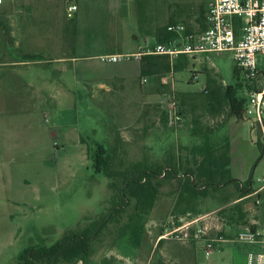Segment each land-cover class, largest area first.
<instances>
[{
  "label": "rangeland",
  "instance_id": "1",
  "mask_svg": "<svg viewBox=\"0 0 264 264\" xmlns=\"http://www.w3.org/2000/svg\"><path fill=\"white\" fill-rule=\"evenodd\" d=\"M65 1L51 0V15L33 12L27 25L18 23L13 36L5 34L11 11L0 8V60H26L7 68L33 83L21 85V79L11 76L10 89L0 88V264H18L19 254L30 246L47 248L68 231L90 225L92 233L94 220L112 207L109 178L94 172L81 136L103 144L111 154L116 149L121 168L162 165L173 157L180 174L187 166L196 167L206 152L205 139L225 138L231 177L250 180L253 188L264 184V152L253 116H232L217 126L223 118L209 116L212 97L202 92L209 81L220 88H245L241 72L234 74L231 51L179 55L175 58L185 56L181 70L147 75L146 81L136 59H101L152 43L154 29L170 17L191 29L203 27L205 14L199 12L209 0H81L72 18L65 15ZM23 2H15L18 15ZM76 38L80 44L73 48ZM10 39L17 43L12 46ZM49 48L56 55L61 51L63 60L55 66L47 62L54 54ZM222 106L220 115L225 116L228 108ZM155 190L153 203L137 205L133 197L91 236L83 261L63 257L56 264H130L150 256V264H192L178 240L161 241L151 255L154 235L164 223L192 215H206L214 226L221 215L217 205L238 194L228 184L204 198L180 197L175 180H164ZM258 192L264 199V188ZM254 197L247 199V207H254Z\"/></svg>",
  "mask_w": 264,
  "mask_h": 264
},
{
  "label": "trees",
  "instance_id": "2",
  "mask_svg": "<svg viewBox=\"0 0 264 264\" xmlns=\"http://www.w3.org/2000/svg\"><path fill=\"white\" fill-rule=\"evenodd\" d=\"M200 15H204L206 10L201 8ZM205 18V15H204ZM176 22L174 17H170L168 23ZM182 22V21H180ZM167 23V24H168ZM184 23V22H183ZM166 24V25H167ZM166 25L157 26L154 29L153 37L156 41H166L172 34L166 31ZM206 26V23L203 27ZM185 65V56L178 57L174 60L164 55H145L139 60L140 77L147 75H165L173 70H181ZM239 69L234 66V74L237 76ZM211 83V84H210ZM215 81L207 82L206 87L202 90L206 98L212 97L208 101L207 111L209 116H220L223 118L218 125H223L230 117L237 118L243 116L246 104L245 88L237 84L235 87L223 86ZM244 85V84H243ZM245 87V86H244ZM222 90V91H221ZM218 92V94H217ZM222 105H226L228 112L225 116L220 115ZM221 125V126H222ZM89 137H80V142L86 145L87 157L91 160L95 173H104L108 178V188L113 190L111 195L112 207L104 213L100 220H94V230L91 233L89 226L78 231H68L65 236L52 246L47 248L34 249L30 246L18 256V264H39L45 260L52 259V264H56L59 258H78L79 261L85 259L86 253L90 249V237L95 238L102 227L111 221L114 215H119L129 205L133 197L138 204H150L154 201V194L157 186L163 181L175 180L179 184L178 195L183 197L188 195L192 198L207 197L210 192H217L226 188L228 184L234 185V191L238 190V198L245 195H252L256 190L251 186V181H240L232 178L230 174V156L229 142L227 139H205L206 152L199 160L196 167L187 166L180 174L175 163V159L170 157L164 160V164L150 166L148 164H136L121 168L124 163L118 160L116 149L113 154L101 143L96 141H87ZM258 147L263 153L262 144L258 141ZM261 157V156H260ZM121 168V169H120ZM155 191V193H154ZM154 193V194H153ZM257 198L263 195L256 193ZM229 201V198H223L221 202ZM245 200L235 203L232 208L240 213V219L244 217L242 205ZM224 214L223 210L219 211ZM178 224V223H176ZM253 229V228H252ZM139 233H137L138 235ZM43 264H47L46 262Z\"/></svg>",
  "mask_w": 264,
  "mask_h": 264
},
{
  "label": "built area",
  "instance_id": "3",
  "mask_svg": "<svg viewBox=\"0 0 264 264\" xmlns=\"http://www.w3.org/2000/svg\"><path fill=\"white\" fill-rule=\"evenodd\" d=\"M7 1L19 0H0V6ZM77 10L78 0H66L64 11L67 18H72ZM205 23L204 28L197 29L180 21L168 23L166 31L172 36L166 41L154 40L135 52L106 54L101 59L117 62L133 58L139 61L145 55H164L173 59L197 52L231 51L245 86L243 114L253 116L252 127L258 131V141L264 152V0H209ZM260 180L264 181V177ZM220 217L215 220L219 221ZM206 220V215H196L180 219L178 224L166 222L157 241L194 239L202 242L206 251L225 241L255 245L256 249L247 252L246 264H264V228H242L228 238ZM213 230L215 233L210 234Z\"/></svg>",
  "mask_w": 264,
  "mask_h": 264
},
{
  "label": "crops",
  "instance_id": "4",
  "mask_svg": "<svg viewBox=\"0 0 264 264\" xmlns=\"http://www.w3.org/2000/svg\"><path fill=\"white\" fill-rule=\"evenodd\" d=\"M78 1H81V0H78ZM53 5H54V3L51 2V0H46V1L24 0L23 8L20 11L21 13L18 15V14H16V10L14 9L15 2H12V1L5 2L2 6H0V8H2V7L7 8L8 13H10L9 11H11V14H10L11 17H9V20H8V23H9L8 29H7L5 34L10 33L13 36L14 32L16 31V29L19 26L18 23L20 24L21 27L27 25L28 18L30 17V15L33 12L46 11L48 14L51 15V11L53 10ZM10 8H12V9H10ZM18 16L21 17L20 20L16 19ZM12 39H10V41H8V42L11 43V45L13 46L14 44L17 43V41H13ZM79 44H80V42L77 40V38L74 39L73 48L74 47L78 48ZM60 48H61V46L59 45V50H60ZM137 48H138V46H137ZM49 49H50L49 52L52 53L54 51V54L49 55V57L47 58V62L50 65L55 66L56 65L55 63L61 62L63 60L61 51L56 55L55 48H54V50H53V48H49ZM133 50H135V49H133ZM24 62H26V60L17 59V58H6V59L0 60V88L2 87L1 88L2 90H6V89L9 90L10 89L9 85H10L11 80L13 79L12 78L13 76H16L19 79H21V85H25V84L28 86L33 85V83H31V82L23 80V78L20 77V74L17 73L16 70L7 68L8 66H15V65H18V64H21ZM123 76H120V77H123ZM8 82H9V84H8ZM2 140L5 141V137L2 138ZM262 188H264V184L260 185L258 188H255L256 190L254 191V193H255L254 207L252 205H250L248 207L246 206V201H248L247 199L249 197H251V195H245L244 197H240V198H238L237 196H234V197L229 198V201L220 202L217 205L215 210H218V209H219V211L223 210V213H224V214L220 215L221 217H220L219 221L215 220V222H214V225L219 228V231L221 234L230 238L238 230H240L242 228H246V227L253 228V229H256V228L263 229L264 228V199L256 197V193L259 190H261ZM254 193H252V194H254ZM242 200H245V201L242 205L244 217L241 220L240 219V213L235 208L234 209H230V208H232V206L235 203L242 201ZM194 216H196V215H194ZM192 217H193V215H192ZM190 218L180 217L179 220L181 219V221H182V220L190 219ZM179 222L180 221H178V223ZM155 225H157L159 227L160 222L156 223ZM159 232L157 231L156 234L154 235V238H153L154 243L152 246L153 249H152V252L150 253L151 255L154 251V248L161 241H163V240L157 241V236H158ZM179 243L183 244L184 251L190 255V258H191L190 262L192 264H246L247 252L249 250L257 248V246H255V245H250V244L239 245L238 243L233 242V241H225V242L220 243L215 248H213L209 251H206L203 243L199 242L202 245V246H199L198 242L195 241L194 239H189V240H186L183 242L181 241ZM143 249L145 251H147L144 248V246H143ZM202 251L204 253H206V255H207L206 257L203 256ZM160 253H162V252H160ZM150 257H146V259L141 260V261H139V260L135 261L134 260L133 262H130V264H150V262H151Z\"/></svg>",
  "mask_w": 264,
  "mask_h": 264
}]
</instances>
